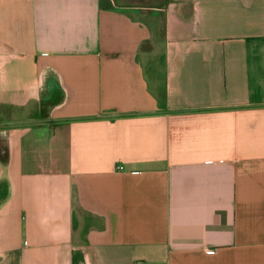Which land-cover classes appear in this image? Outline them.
Instances as JSON below:
<instances>
[{"label":"crops","instance_id":"obj_1","mask_svg":"<svg viewBox=\"0 0 264 264\" xmlns=\"http://www.w3.org/2000/svg\"><path fill=\"white\" fill-rule=\"evenodd\" d=\"M0 264H264V0H0Z\"/></svg>","mask_w":264,"mask_h":264},{"label":"rangeland","instance_id":"obj_2","mask_svg":"<svg viewBox=\"0 0 264 264\" xmlns=\"http://www.w3.org/2000/svg\"><path fill=\"white\" fill-rule=\"evenodd\" d=\"M143 0H104V3L107 5L110 4H135V3H140ZM160 1V0H157Z\"/></svg>","mask_w":264,"mask_h":264},{"label":"built area","instance_id":"obj_3","mask_svg":"<svg viewBox=\"0 0 264 264\" xmlns=\"http://www.w3.org/2000/svg\"><path fill=\"white\" fill-rule=\"evenodd\" d=\"M209 252H214V249H209Z\"/></svg>","mask_w":264,"mask_h":264}]
</instances>
